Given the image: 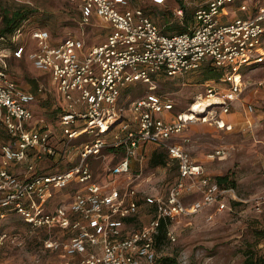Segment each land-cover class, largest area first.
<instances>
[{
    "label": "built area",
    "instance_id": "built-area-1",
    "mask_svg": "<svg viewBox=\"0 0 264 264\" xmlns=\"http://www.w3.org/2000/svg\"><path fill=\"white\" fill-rule=\"evenodd\" d=\"M69 1L81 11V24H91L96 16L107 23L111 31L103 41L87 48L84 38L70 33L53 42L48 28L34 27L29 36L37 48L30 51L20 42L24 23L12 37L15 46L10 52L16 59L28 54L39 71L50 73L64 99L63 106L57 105L63 130L57 142L63 146L60 150L53 132L33 123L32 105L46 91L45 84L37 91L24 89L4 59L8 55L0 54V219L17 214L34 229L62 228L68 236L47 243L50 249L63 250L62 264H153L158 259L156 236L162 218L173 223L206 208L222 211L232 201H244L235 186L210 177L176 138L195 121L233 128L224 115L243 92V72L264 61V0H202L187 30L173 34L165 33L131 0ZM175 13L183 22L185 9ZM204 65L222 76L206 80L205 93L187 111L175 113L171 97L155 90L156 76L175 77ZM140 81L150 83V89L131 102L133 116L127 119L119 106L122 92ZM197 103L202 104L199 109ZM247 110L252 111L253 105L248 104ZM121 122L113 141L100 138ZM86 134L94 136L92 141L77 144L76 139ZM148 143L167 151L178 165V176L166 194L141 197L154 207L153 217L127 232L126 221L138 214L141 199L136 178L118 183L116 177L131 174L132 159ZM107 147L122 148L124 155L108 168L111 181L101 183L89 159L101 156ZM224 153L218 148L214 155ZM75 154L77 163L63 171L39 168V161L48 155L74 160ZM22 164L23 174L13 170ZM262 169L264 173V163ZM70 187L69 202L50 209L56 192ZM194 194L198 197L186 200ZM255 207L264 210V196L256 199ZM6 237L7 233L0 244ZM168 237L177 239L171 226Z\"/></svg>",
    "mask_w": 264,
    "mask_h": 264
},
{
    "label": "rangeland",
    "instance_id": "rangeland-1",
    "mask_svg": "<svg viewBox=\"0 0 264 264\" xmlns=\"http://www.w3.org/2000/svg\"><path fill=\"white\" fill-rule=\"evenodd\" d=\"M133 2L134 5L144 7L154 22L167 34L173 33L167 31L168 27L183 24L175 12L177 8H187L186 0H181V3L175 1V6L169 3L154 4L151 0ZM189 9L193 10L192 7L187 8V13ZM18 10L27 14L26 30L20 42L25 43L29 50V29L34 27L48 28L54 39L60 40L72 33L84 35L90 43L103 41L107 33L101 21H95L93 26L81 24L79 8L69 0H0V29L4 25L5 17ZM186 14L185 16L192 18V23L193 15ZM12 49V43L0 42V54L8 55L4 59L8 61L14 77L28 84H34L36 79L42 80L41 72L26 58L27 56L21 60L10 57ZM206 67L208 66L204 65L194 72L175 77L156 76L155 90L171 97L175 102V113L187 111L197 96L205 93L206 79L203 70ZM243 83L244 88L237 100V108L232 111V129L220 128L212 122L195 121L189 123L176 140L189 149L193 158L204 166L210 177L217 179L218 176H228L244 201H232L230 207L222 211H217L215 207L206 208L192 216L174 221L171 228L177 239H169L157 248L158 259L153 264H162L164 257L175 259V262L165 264H244L247 253L264 255V210L255 207L256 199L264 196V65H253L251 69H245ZM150 85L141 81L132 83L122 93L119 106L124 110V117L132 118L133 114L129 109L131 102L144 96ZM220 86L225 85L220 83ZM55 101L62 104L60 99ZM248 104L253 105L252 111L247 110ZM48 106L52 105H46ZM213 109H220V106ZM57 115L55 112L46 116L51 118L52 127L60 137V129H56ZM247 115L250 116L249 121ZM121 126L122 122L116 123L100 138L113 141ZM93 138V135L86 134L77 138L76 142H89ZM56 147L61 149L63 146L57 143ZM155 147L150 144L147 150H143L139 157L141 161L135 162L130 175L116 177L117 182H127L130 180L129 176L136 178L135 182L140 191V211L128 220L126 231L143 227L153 217V207L147 205L141 197L166 194L177 179L178 167L175 161L168 160L167 164L156 167L151 165L150 158L157 149ZM108 148L103 150L101 156L89 159L95 177L101 183L111 181L113 177L108 174V168L124 155L122 148L115 151ZM218 148L225 149V153L214 155ZM74 157L78 161L76 154ZM46 163L52 164L50 161ZM65 192L66 198L71 197L72 187L68 190L60 189L59 193L62 194L58 195L59 200H64ZM197 197L198 194H194L186 200ZM58 199L56 198L55 202ZM55 202L52 208L55 207ZM59 228L34 229L17 214L0 219V239L7 233L3 244H0V264H62L65 259L63 250L47 247L51 239L63 240L68 236Z\"/></svg>",
    "mask_w": 264,
    "mask_h": 264
},
{
    "label": "crops",
    "instance_id": "crops-1",
    "mask_svg": "<svg viewBox=\"0 0 264 264\" xmlns=\"http://www.w3.org/2000/svg\"><path fill=\"white\" fill-rule=\"evenodd\" d=\"M132 1V4L134 5V2H133V0H131ZM175 1L176 2H180L181 0H165V2L164 3H169V5H172V6H175L176 4H175ZM151 2L152 3H154V4H160V3H156V2H154L153 0H151ZM181 3V2H180ZM179 3V4H180ZM202 3V0H193L190 4H188V3H186V5H187V8H190V7H192L193 8V10H188V12L189 13H187V11H186V9H185V11H186V15H191L194 11H195V9L200 5ZM163 4V3H162ZM134 6H137V5H134ZM137 7H141V8H143L144 9V7H142V6H137ZM145 10V9H144ZM80 11V10H79ZM146 11V10H145ZM147 13H148V11H146ZM242 13V12H241ZM241 13H239L238 12V14H241ZM149 14V13H148ZM150 15V14H149ZM193 15V14H192ZM80 16H81V11H80ZM95 21H101L103 24H104V28H106L107 29V33H106V35H105V38H106V36L108 35V33L111 31V29L109 28V26L107 25V23H105L100 17H98V16H96L94 19H93V22L91 23V24H88V25H94V22ZM169 28V27H168ZM167 28V29H168ZM167 31H171V30H167ZM85 33V32H84ZM79 36V35H78ZM79 37H82V38H84V35H80ZM104 38V39H105ZM63 39V38H62ZM85 39V38H84ZM103 39V40H104ZM58 39H54V37H53V42L54 41H57ZM29 41H31V44H30V46H31V48H30V51H33V50H35L36 48H37V44H36V41L34 40V39H32L30 36H29V40H28V42ZM85 41H86V47L87 48H89V47H91L92 45H94V44H96V43H90V41L88 40H86L85 39ZM30 43V42H29ZM27 56V57H26ZM28 58V54H25V56H24V58ZM13 58V57H12ZM14 59H16V58H14ZM23 59V58H22ZM29 59V58H28ZM17 60H21V59H17ZM30 60V59H29ZM31 61V60H30ZM32 62V61H31ZM41 72V71H40ZM40 76H42L43 77V79L42 80H39V79H36V81H35V83L34 84H28V83H22V80H19L18 78V81L20 82V85L24 88V89H26V90H30V91H37V89H38V87L40 86V85H42V84H45V86H46V91H44V93L43 94H39L40 95V97H39V100L37 101V102H35V103H33V109H34V112H35V119H34V125H36L37 127H46V128H49L52 132H53V139H55L56 140V143L58 142V138H62V134H63V130H62V125H61V121H60V114H61V111H60V109H59V107L57 106V105H59V106H63L64 104H65V101H64V99L61 97V95L59 94V92L57 91V89H56V85H55V82L53 81V79H52V76H51V74L50 73H45V72H41V75ZM35 85V86H34ZM55 97V98H54ZM57 99H60V101L62 102V104L61 103H59V102H57V101H55V100H57ZM237 101H235L234 102V106H233V108H232V110H231V112L230 113H228V114H225L224 115V118L229 122V123H232L233 124V117H232V111H233V109H235V108H237ZM46 105H52L51 107H46ZM57 113L58 115V120H57V127H56V129L58 128V129H60V134H61V136L60 137H58V133L56 132V131H54V129H53V122H52V120H51V118L49 117H47L46 115H51V114H54V113ZM38 113H40V114H38ZM38 115H40V116H42L41 118H39L38 117ZM247 121H249L250 120V116L249 115H247ZM59 123V124H58ZM57 133V134H56ZM180 136V135H179ZM151 143H148V144H146V145H143L142 147H140V149H139V152H138V155H137V157L136 158H133L132 159V162H131V170L133 169V167H134V164H135V162L136 161H141V159L139 158L140 157V154L143 152V150H147V148H148V146L150 145ZM152 145H155V144H152ZM156 147L155 148H157V149H160L161 147H159V146H157V145H155ZM161 149H163V148H161ZM163 150H165V149H163ZM166 151V150H165ZM191 157H192V159L194 160V161H197V160H195L194 158H193V156H192V154H191ZM169 160H171L170 158H169ZM48 161H50V162H52V164L51 165H49V164H47L46 162H48ZM171 161H173V160H171ZM198 162V161H197ZM55 165H54V164ZM77 163V161H76V159H60L58 156H56V157H54V156H46L44 159H42L41 161H39V168H41V169H43V170H46V171H51V172H57V171H63L64 169H66L67 167H70V166H73L74 164H76ZM47 164V165H46ZM13 170L14 171H16V172H18L19 174H23V172H24V170H25V164H22V165H18V166H16V167H14L13 168ZM118 183H123V182H118ZM74 186V185H73ZM135 186L137 187V189H138V186H137V184H136V182H135ZM68 190V189H67ZM72 191H73V188H72ZM138 191H139V189H138ZM67 192H65L64 194H63V197H64V200H59L58 199V195L59 194H62V193H59V191H57L56 192V194L51 198V200L49 201V208L50 209H55L57 206H59L60 204H62V203H67V202H69V200L71 199V197H68V198H66L65 197V194H66ZM139 194H140V191H139ZM58 199V201L57 202H55V199ZM63 199V198H62ZM54 202H55V207L54 208H52V205L54 204ZM127 222H128V220L126 221V225H127ZM125 225V229H126V226ZM127 232H129V231H127Z\"/></svg>",
    "mask_w": 264,
    "mask_h": 264
},
{
    "label": "trees",
    "instance_id": "trees-1",
    "mask_svg": "<svg viewBox=\"0 0 264 264\" xmlns=\"http://www.w3.org/2000/svg\"><path fill=\"white\" fill-rule=\"evenodd\" d=\"M26 18H27V14L23 10L15 11L11 16H6L4 19V25L0 29V42L1 41L10 42V43H12V47H14L15 43L12 41V37L15 34L16 30L21 25H23L24 23L27 22ZM190 20H192V18H190L189 16H185L184 20H183V24L181 26H171L168 28V30H171V32H173V33L183 32V31L187 30V28L191 22ZM260 65L263 66L264 61L262 63H260ZM203 72H204L206 80H208V79H219L222 76L221 71H219L218 69L213 68L211 66L206 67L203 70ZM128 87L124 88L123 92L126 89H128ZM59 140H61V138H58V141ZM108 149H111L112 151L117 150V149L111 148V147H109ZM48 156L50 157L53 155H48ZM54 157H56V156H54ZM60 159H62V158H60ZM168 160H169L168 153H167V151H165L163 149L162 150L156 149L150 158L151 165L155 166V167L167 164ZM70 167H67L66 169H68ZM177 167H178V165H177ZM47 172H51V171H47ZM216 180L221 185H224V186L232 185V186H234V182L230 181L228 176H218ZM236 203L237 202H234V204H236ZM153 209H154V207H153ZM130 219H132V217L128 218L127 220H130ZM171 224L172 223L169 219H165V218L161 219L160 226H159V232L156 236V248L159 249V247L161 245H163L167 240H169L168 231H169ZM27 225H29V224H27ZM170 262H175V259L170 258V257H164L162 259V264L170 263ZM244 264H264V255H258L254 252L247 253L246 258L244 260Z\"/></svg>",
    "mask_w": 264,
    "mask_h": 264
},
{
    "label": "bare ground",
    "instance_id": "bare-ground-1",
    "mask_svg": "<svg viewBox=\"0 0 264 264\" xmlns=\"http://www.w3.org/2000/svg\"><path fill=\"white\" fill-rule=\"evenodd\" d=\"M202 104L197 103V105L195 106V109H199V107H201Z\"/></svg>",
    "mask_w": 264,
    "mask_h": 264
}]
</instances>
